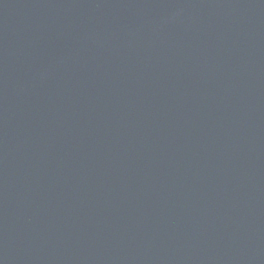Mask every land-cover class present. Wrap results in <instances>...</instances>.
Here are the masks:
<instances>
[{
	"label": "water",
	"instance_id": "obj_1",
	"mask_svg": "<svg viewBox=\"0 0 264 264\" xmlns=\"http://www.w3.org/2000/svg\"><path fill=\"white\" fill-rule=\"evenodd\" d=\"M0 264H264V0H0Z\"/></svg>",
	"mask_w": 264,
	"mask_h": 264
}]
</instances>
